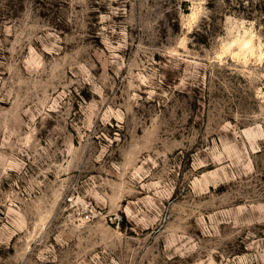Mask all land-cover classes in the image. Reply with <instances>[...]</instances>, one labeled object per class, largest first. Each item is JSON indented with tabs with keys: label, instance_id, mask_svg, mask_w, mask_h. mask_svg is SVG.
Segmentation results:
<instances>
[{
	"label": "rangeland",
	"instance_id": "rangeland-1",
	"mask_svg": "<svg viewBox=\"0 0 264 264\" xmlns=\"http://www.w3.org/2000/svg\"><path fill=\"white\" fill-rule=\"evenodd\" d=\"M0 264H264V0H0Z\"/></svg>",
	"mask_w": 264,
	"mask_h": 264
},
{
	"label": "built area",
	"instance_id": "built-area-1",
	"mask_svg": "<svg viewBox=\"0 0 264 264\" xmlns=\"http://www.w3.org/2000/svg\"><path fill=\"white\" fill-rule=\"evenodd\" d=\"M85 219H86V220H89V219H90V217H89V216H85Z\"/></svg>",
	"mask_w": 264,
	"mask_h": 264
}]
</instances>
